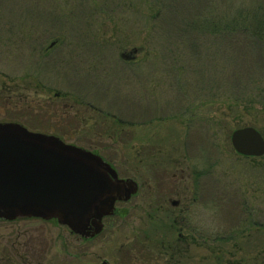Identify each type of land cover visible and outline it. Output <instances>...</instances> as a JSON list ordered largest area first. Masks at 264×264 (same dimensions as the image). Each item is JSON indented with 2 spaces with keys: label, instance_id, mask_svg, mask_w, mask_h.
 <instances>
[{
  "label": "rangeland",
  "instance_id": "374dc122",
  "mask_svg": "<svg viewBox=\"0 0 264 264\" xmlns=\"http://www.w3.org/2000/svg\"><path fill=\"white\" fill-rule=\"evenodd\" d=\"M256 3L264 7V0H0V121L98 153L138 184L92 242L76 244L55 221L0 219V264H264V156H242L231 143L246 126L264 136V71L230 79L244 67L226 45L219 51L207 33L173 38V23L156 15L175 6L186 20L231 18ZM240 38L230 50L245 53L255 72ZM164 198L188 208L189 244L180 250L169 246L177 239L171 221L154 220V199Z\"/></svg>",
  "mask_w": 264,
  "mask_h": 264
},
{
  "label": "water",
  "instance_id": "95a60500",
  "mask_svg": "<svg viewBox=\"0 0 264 264\" xmlns=\"http://www.w3.org/2000/svg\"><path fill=\"white\" fill-rule=\"evenodd\" d=\"M231 143L242 156H264V136L255 127L234 130ZM137 191L136 181L119 178L92 151L19 123H0V219H55L75 233L93 236L116 202L128 201Z\"/></svg>",
  "mask_w": 264,
  "mask_h": 264
},
{
  "label": "trees",
  "instance_id": "16d2710c",
  "mask_svg": "<svg viewBox=\"0 0 264 264\" xmlns=\"http://www.w3.org/2000/svg\"><path fill=\"white\" fill-rule=\"evenodd\" d=\"M256 4L257 5L253 8L250 7L246 10L236 12V14L232 15L231 18L220 17L217 15L209 17V15L207 14H205L204 16L202 14H195L191 18H187L186 20L183 19V13L179 11V8H176L172 5V7L165 10H158L156 12V15L158 16L163 14L164 17L162 16V20H164L165 22L173 23L175 27V30L172 34L173 38H181L184 36L186 38L191 37L194 40L197 34H199V36H204L203 34L205 33L214 36L216 43H221L219 51L221 50V46L226 45L224 49L228 52H231V57H236L238 59L237 68L244 67V69L239 70L240 75L237 76L232 74L227 77H230V79L242 78L244 80V78L246 79L250 74L257 77L261 76L259 74L264 71V7L259 5L258 3ZM189 15L190 14H188V16ZM157 18H160V16H158ZM158 24L159 23L156 24V28H158ZM236 35H238V37H241L240 39H246L245 45H243L245 47L249 46L252 51L250 53H252L253 58L255 59V72H251L247 68L246 63H244L246 54H241L240 51L238 52V54L237 51L233 49L237 46L231 44ZM232 46L234 47L230 50V47ZM237 54L239 56H237ZM234 70H236V68H234ZM237 97H235L237 100L241 99Z\"/></svg>",
  "mask_w": 264,
  "mask_h": 264
},
{
  "label": "flooded vegetation",
  "instance_id": "af4514ba",
  "mask_svg": "<svg viewBox=\"0 0 264 264\" xmlns=\"http://www.w3.org/2000/svg\"><path fill=\"white\" fill-rule=\"evenodd\" d=\"M54 45V42L50 44V47H52ZM136 52V50H134ZM123 57L126 58V59H129L131 58V56L129 54L125 55L123 54ZM115 117V116H114ZM114 120L117 122V123H121V119L118 118V117H115ZM0 123H9L8 121H0ZM15 123V122H14ZM98 154V153H96ZM99 155V154H98ZM101 156V155H100ZM102 157V156H101ZM104 159V158H103ZM105 160V159H104ZM106 161V160H105ZM112 165V164H111ZM113 167V166H112ZM114 168V167H113ZM115 169V168H114ZM116 170V169H115ZM117 171V170H116ZM118 173V172H117ZM118 177L121 178L118 174ZM121 179H126V178H121ZM173 191V190H172ZM138 192V191H137ZM175 192H176V195H180L178 193V191L175 189ZM182 193V192H181ZM181 196V195H180ZM163 199V198H162ZM165 200H162V203H160V201L157 199H154V220H157V221H164L165 219L168 220V221H171V228H172V231L176 233L177 235V239L175 242H172L171 244H169V246H172V244L174 243V245L179 248V247H183V246H186L188 245V235L187 234H184V231H186V211H187V207L186 206H182L183 204L185 205V202L183 199L180 200H175V199H170V198H164ZM130 200V199H129ZM128 200V201H129ZM128 201H118L116 202L115 204V211L113 214L111 215H108V216H105L103 219H102V230L101 232H99L98 234H95L93 236H83L79 233H75L73 232L71 229H69L67 226L65 225H61L57 220L55 219H51V220H45V219H41V218H26L24 217L25 219H39L43 222H53L55 221V223L61 225V226H65L68 228V231H69V234L74 238L73 240L77 243H81V242H92V241H95L99 238V236L103 233V231L105 230L106 227H109L111 225H114V223L112 222L114 220V218L116 216H121L120 212H118V204H125L127 203ZM165 202L171 204V207L168 205V207L165 206ZM183 203V204H182ZM161 204V205H160ZM164 216V217H162ZM20 218H23V217H20ZM19 218V219H20ZM23 218V219H24ZM18 220V219H16ZM15 221V220H13ZM12 222V221H10ZM89 228L91 229L90 230V233H93L94 231V225H93V222L91 221L90 224H89ZM73 241V243H74ZM43 242L44 240H40V244L43 246ZM180 250V248H179ZM102 264H107V262H103Z\"/></svg>",
  "mask_w": 264,
  "mask_h": 264
},
{
  "label": "bare ground",
  "instance_id": "6f19581e",
  "mask_svg": "<svg viewBox=\"0 0 264 264\" xmlns=\"http://www.w3.org/2000/svg\"><path fill=\"white\" fill-rule=\"evenodd\" d=\"M25 127V126H24ZM27 128V127H26ZM28 129V128H27ZM29 130V129H28ZM31 131V130H30ZM32 132H35V131H32ZM40 133V132H39ZM54 136V135H53ZM57 137V136H56ZM61 139V138H60ZM62 140V139H61ZM69 228V227H68ZM70 229V228H69Z\"/></svg>",
  "mask_w": 264,
  "mask_h": 264
}]
</instances>
